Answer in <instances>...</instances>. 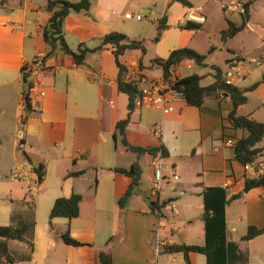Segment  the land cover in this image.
<instances>
[{
  "label": "crops",
  "instance_id": "crops-1",
  "mask_svg": "<svg viewBox=\"0 0 264 264\" xmlns=\"http://www.w3.org/2000/svg\"><path fill=\"white\" fill-rule=\"evenodd\" d=\"M47 1L0 0V4L7 7L6 12L0 14V175L3 179H0V204H3L0 224L14 225L25 220L21 211L27 207L33 210L30 214L35 221L31 246L27 241L11 240L20 244L12 254L8 241L13 258L9 264H99V251L106 248L110 249L112 264H186L182 252L172 253L165 248L181 242L205 243L202 192L207 186L224 187L227 198L239 194L225 210L228 264H264V232L251 239L242 238L249 226L264 227V185L244 189L245 180L254 175L246 172L244 164L235 157L236 140L245 131L235 129L228 121L233 106L230 97L221 92L211 94L197 107L179 96L166 111L149 106L135 109L126 135L136 146L162 144L166 148V155H161L166 179L154 193L152 162L155 155H140V185L124 208H120L118 198L127 190L131 178L113 168H129L137 155L123 144L119 147L114 138L117 121L128 115V95L118 89L119 69L113 49L105 46L89 51L85 63L80 65L58 47L47 55L50 48L42 34L50 17L45 8ZM171 2L173 0H92L87 12L72 11L64 19V36L73 50L80 43L92 49L105 34L115 30L119 17L129 19L139 14L142 18L143 14L155 13L153 25L157 29L158 20L166 15L168 27L160 38L164 31L178 25L184 40L173 49L188 46L207 54L203 65L193 60L180 64L190 69L197 65L199 69L181 73L179 66L176 71L178 77L192 73L202 75V85L215 80L213 65L225 73L229 58L236 53L250 55L245 46L235 48L232 42L253 28L252 5L246 27L222 43L221 31L228 26V19L238 24L240 21L224 15L220 23L211 24L210 12L191 1L193 6L185 20L169 24ZM242 2L245 3L229 0V4L236 6L230 9L224 6L223 0L220 5L230 14H241L243 9L238 4ZM189 15L202 16L204 20H190ZM186 21L199 27L181 28ZM211 33L216 42L207 40L208 46H200L198 37L210 39ZM256 33L260 41L255 49H263L259 59L264 61V34L257 29ZM27 37L30 38L28 43ZM152 39L148 42L154 43ZM146 41L144 39L145 47ZM222 48L227 53L218 57L215 51L219 49L218 54H223ZM92 52L100 54L99 71L93 73L85 69H92V65L84 67ZM145 53L140 48L128 49L120 56V61L126 65L129 76L137 77L138 73L147 78H160L162 69L153 63L145 65ZM37 58L41 59V64H33ZM28 65H32L30 70L25 68L24 71L29 73L32 85L29 111L23 101L27 85L24 83L22 89L21 84V68ZM147 67H156L160 72L149 76ZM207 78L211 80L204 83ZM242 82L245 84L241 88L258 84L246 92L247 102L239 106L238 112L264 122V69L255 73L248 68ZM251 94H254L252 101ZM4 128L6 132L10 130L11 140L7 139ZM111 136L114 147L109 140ZM229 139L235 142L229 145ZM39 164L45 172L42 182H38L35 172ZM15 170H18L17 177L13 176ZM51 171L54 183L49 189ZM173 174L178 178H173ZM73 193L83 195L78 216L70 219L38 217L40 198L50 202L51 208L57 197H69ZM152 202H155L154 207ZM167 207L168 213L172 211L171 218L164 211ZM67 228L72 237L86 244L65 243L60 234ZM198 254L189 253L191 264H204Z\"/></svg>",
  "mask_w": 264,
  "mask_h": 264
},
{
  "label": "trees",
  "instance_id": "trees-1",
  "mask_svg": "<svg viewBox=\"0 0 264 264\" xmlns=\"http://www.w3.org/2000/svg\"><path fill=\"white\" fill-rule=\"evenodd\" d=\"M191 8L193 6L190 0H173ZM254 0H247L243 4V11L241 13L242 20L238 24L228 19V26L221 31V42L229 37L235 36L238 32L243 30L250 17V6ZM92 0H48L45 8L50 12V17L47 24L43 27V38L48 44L50 50L47 55L59 47L65 54L69 55L77 65L84 64L87 53L111 46L115 55L116 64L118 66L117 84L118 89L128 95V115L126 118L117 121L114 131V138L119 139L127 150H130L137 155V159L130 165L129 168L114 167L113 170L127 175L131 178V182L125 193L118 198V205L124 208L130 196L136 191L140 185V178L142 174V167L139 163L140 155L150 153L156 155L158 152L162 156L166 155V148L161 144L154 147H143L133 145L127 135L126 127L131 122L132 113L137 108L135 100L139 96L141 79L134 75H128V69L124 63L120 61V56L128 49L140 48L145 53L146 47L144 40L130 38L125 33L119 31H111L105 34L98 46L90 49L84 44L80 43L76 50H73L68 45L63 31L64 19L70 12H87L90 9ZM168 27L167 17L163 15L157 24L158 34L152 39L153 42L159 40L162 31ZM181 28H198L199 25L190 21H186L180 25ZM207 54L200 53L195 49L184 46L172 49L167 57H155L152 60L154 65L162 69L161 77L171 82L173 88L184 94L187 104L200 107L206 96L216 94L218 92L228 95L232 101V109L228 114V121L235 129H242L245 134L239 137L235 143V157L243 164L254 162L264 152V122L258 121L238 112L239 106L247 102L248 90H252L257 86V82L253 83L248 88H241L239 86L227 85L223 81V71L218 66L213 65L215 80L207 85H202V75L192 73L185 76L178 77L176 75L177 68L185 60H193L199 65H203ZM140 61V67H141ZM25 66H22V80L27 85V89L23 93L24 107L26 110L31 109L30 105V90L32 88L29 81V73H26ZM38 182H42L44 178L43 165L39 164L35 167ZM79 172H70V174H78ZM264 185V172L253 178L245 180L244 189L247 191L253 187ZM239 194L227 198L226 189L221 186H207L202 192L203 198V215L205 230L204 244H186L184 242L174 243L166 246V251L182 252L186 264H191L189 253L196 252L203 254L206 258V264H228V242L226 238V219L225 210L226 205ZM83 199V195L73 193L69 197H57L50 208V219L54 217L73 218L79 215V202ZM152 207L155 202L151 203ZM51 222V220H50ZM34 220L20 221L17 224H0V264H9L13 261L9 254L8 241L20 240L27 241L30 246L31 239L34 233ZM264 232L263 228L256 226H249L247 233L242 237L243 239H251ZM61 239L70 245L79 246L83 243L71 236L67 228L60 234ZM99 264H112V257L109 248L99 251Z\"/></svg>",
  "mask_w": 264,
  "mask_h": 264
},
{
  "label": "rangeland",
  "instance_id": "rangeland-1",
  "mask_svg": "<svg viewBox=\"0 0 264 264\" xmlns=\"http://www.w3.org/2000/svg\"><path fill=\"white\" fill-rule=\"evenodd\" d=\"M194 4L196 5H202L204 6L206 9L210 12V19H211V24H218L222 21V16L226 15L227 17L229 16L230 18H232L235 21H240L242 20V16L240 13L235 12L233 14H230L229 12L226 11L227 8H222L220 3L221 0H191ZM229 0H223V2L225 3V6L227 7L228 5L230 6V4L228 3ZM246 1V0H243ZM6 3V2H5ZM238 6L241 7V9H243V2L241 4H238ZM239 7V8H240ZM231 8H234L231 5ZM252 17H253V28L248 29L247 32H243L242 34H240L237 38H235V40H233L232 44L233 46H235V48H237L236 46H245L246 49L245 51H250V55L248 52H243V53H236L235 56H240V57H255L258 58L260 57V54L262 53L263 49L261 48H257L255 49L257 43L260 41L259 36L256 33V29L257 32H261L264 34V0H254L252 6ZM230 9V8H229ZM7 7L3 6V4H0V14L6 12ZM189 11V8H187L186 6H184L183 4L173 1L171 2V5L168 8V23L169 24H177L179 22V20H185V15L186 13ZM143 16L142 18L139 17L138 15H133L132 18L126 19L124 17H119L117 20V23L115 25V30L120 31L125 33L126 35H128L131 38H136L139 40H144L147 39L146 43V53L144 55V63L145 65H148L152 63V59L155 58L156 56H161V57H167L170 53V50L173 49L175 47L176 44H182L181 42H183L184 37H182L181 34V30L179 29L178 25L172 26L170 27L168 30L163 32V35L161 36V38H159L158 42H148V39H152L154 38L158 32L156 27L153 25L154 17L156 16L155 13H147V14H143L141 15ZM145 16H149L150 19L148 17ZM122 28L128 29L129 31H124ZM19 30V27H18ZM210 32H213L212 29L210 30ZM19 35V33L17 34ZM186 39V38H185ZM211 42H216V37L214 35V33H211V38L210 39H206L204 36L198 37V41L200 43V46L206 47L208 46V41ZM30 41V38H26V42L28 43ZM71 44L72 42L69 41ZM217 44V43H216ZM58 49H60L58 47ZM223 54H218L220 53V50L217 49L215 51V53L217 54L218 57L223 56L224 54L227 53L225 48H222ZM261 58V57H260ZM208 61H210V59L208 58ZM98 62H100V54L99 52H92L88 54L87 57V63L85 64L84 67H87L89 64L92 65V69L91 68H85L88 69L89 71L93 72H98V67L97 64ZM15 68H16V64H15ZM180 71L181 73H185L188 71H193L195 69H199V66L194 65L191 69L187 68L185 64L181 65L180 67ZM248 68L249 70L254 71L255 73H259L262 69H264V61L261 60L260 64H248ZM160 70L156 69V67H147L146 68V74L149 76H154L155 74L159 73ZM17 73V71H16ZM20 73V72H19ZM211 80V78H207L206 80H204V83H207ZM21 84H22V89L25 88L24 86V82L23 80H21ZM245 84V82H242L240 87H243ZM254 98V94L250 95V101H252V99ZM252 103V102H250ZM146 107V106H145ZM23 111V110H21ZM1 124V121H0ZM9 125V124H8ZM10 126V125H9ZM12 126V124H11ZM6 132V129H3V132ZM7 139L11 140L12 139V135L10 130H8L7 132ZM110 143L111 145L114 147L115 146V142L113 140V137H109ZM118 145L119 147H121L122 143L121 141L118 139ZM8 148L10 149L11 146L7 145ZM3 168V167H2ZM5 168V167H4ZM18 170H15L14 173H17ZM2 176L0 175V179L3 180L1 178ZM54 183V174L51 171L49 173V178H48V187L49 189H51ZM144 186L146 187V184L144 183ZM2 199L1 195H0V200ZM50 202L46 203L45 200L43 199H39L38 200V217L40 218L42 215L47 217L49 216L50 218V207H49ZM3 204H0V206H2ZM23 208V205L21 206ZM168 207L164 209L167 217H172V211H170L168 213ZM30 210V211H29ZM21 215L23 216V219H25V221L28 220H33V215L30 213H33V210H31L29 207H27L26 210H22L21 211ZM18 223V222H17ZM19 242L18 241H11L10 240V248L12 249V254H14L16 251V248H19ZM70 251H74V248L69 247ZM201 259L203 260L204 264H206V258L203 254H198Z\"/></svg>",
  "mask_w": 264,
  "mask_h": 264
},
{
  "label": "built area",
  "instance_id": "built-area-1",
  "mask_svg": "<svg viewBox=\"0 0 264 264\" xmlns=\"http://www.w3.org/2000/svg\"><path fill=\"white\" fill-rule=\"evenodd\" d=\"M231 5L236 8L234 4ZM225 6V5H224ZM226 7V6H225ZM190 20L202 21V16L189 15ZM41 59L37 58L33 64H41ZM261 59L253 57H240L234 56L229 58V66L225 73H223V81L227 85L239 86L241 81L245 78L248 73V64L255 63L260 64ZM32 65L26 66V70H30ZM137 77L141 79L140 93L135 100L136 107L149 106L160 108L166 111L170 107V103L176 99V97H184V94L177 89L173 88L171 82L160 77V78H147L142 74L136 73ZM235 141L232 139L227 140V144L232 145ZM153 182L152 191L158 192L161 188L162 182L166 179L162 169L161 154L157 153L153 159ZM244 169L246 172L251 173L254 177L260 176L264 172V152L254 162L245 163ZM14 177L18 175L13 173ZM173 178L177 179L178 176L173 174Z\"/></svg>",
  "mask_w": 264,
  "mask_h": 264
}]
</instances>
